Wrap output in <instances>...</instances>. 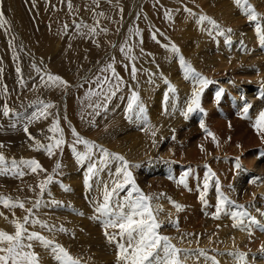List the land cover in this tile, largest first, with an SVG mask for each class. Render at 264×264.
I'll return each mask as SVG.
<instances>
[{
    "label": "rangeland",
    "instance_id": "374dc122",
    "mask_svg": "<svg viewBox=\"0 0 264 264\" xmlns=\"http://www.w3.org/2000/svg\"><path fill=\"white\" fill-rule=\"evenodd\" d=\"M213 1L214 4L210 0H159V2L157 0H71L72 8L70 9L68 0H0V12L5 13V15L3 13V19L6 21L4 26L0 27V69L3 70L0 72V144L5 145V147L0 148V152L8 160L12 158L17 161L21 158L36 159L44 169H47V173L29 174L23 178H14L10 174L0 175V196L6 200L11 198L8 200L9 204L19 200L25 204V208H29L32 207L36 199L43 200L42 205L38 209H34V215L49 225V228H41L37 224L31 226L29 231L41 233L47 239L60 244L81 264H117L118 249L115 243H109L105 237L102 221L95 218L97 214L94 211L92 200L100 197V191L103 187L101 182L111 183L110 180H113L115 173L113 168L119 167L121 162L108 158V167L104 166V168H108L107 171L110 173L107 175L108 180L103 177L101 172L100 149H94L95 154L91 160L78 162L72 151L74 138L71 129L75 128L83 138L94 141L97 145L108 149L110 153L116 152L115 154L123 156L129 162V171H131L137 186L141 190L143 189L144 194L159 197V199H153L156 202L159 201V204L162 199L168 201V206H166L173 212L170 211L171 213L166 215L165 219H161L159 214L157 216L158 221L162 223V227L159 229L162 235L170 238H172V233L180 238L183 236L185 242L186 240L187 242L191 241L190 243L193 242L194 252L202 248L199 246L202 242L199 241L212 239L213 242L220 245L216 248H220L222 251H213V254L210 253L209 255L215 257L219 264L224 262L225 264H233L230 258L232 256L228 255L229 250L227 251L225 246L230 241L234 243L236 239L239 241V236L243 234H245L243 237L245 239L249 232L232 227V219L222 215L212 229L214 230L212 236H206L212 231L207 221L211 222L210 219H213L217 202L214 203L210 199L211 193L208 192L209 194L206 195L207 204L202 203L199 199L202 187L198 184L194 189L195 192L189 191L188 196L194 203L193 206H190L186 203L187 196L184 193L186 188L178 185L176 181L185 172L191 170L187 179L188 186L189 183L193 185L192 180L198 183L208 172V170L202 172L203 167L209 168L207 167L208 158L205 155L190 159L185 158V156L188 155L187 152L192 151V146L195 145L198 148L196 146L198 141L202 140L203 143L210 140V146L213 147L221 143L217 139L214 141L212 136H209L200 125L206 123L207 118L212 116L214 111L223 114L229 124L245 121L254 124L258 114L264 110L263 78L259 80L262 83L252 84L253 86L238 83L241 75H255L249 65L241 66L236 71H232L234 72L233 75H231L230 70L226 71L227 74H219L222 76L218 77L220 79L215 78V72L207 70L208 72L201 75L211 81L201 91L200 105L203 111L199 109L194 111L195 115L188 120L189 122H185L177 128L175 139L171 135H162L168 132L165 128H161L160 132L155 130V126L159 125L158 123H164L163 119L168 111V105L173 101L170 97V82L185 75L180 66L179 57L183 56L184 60L191 64V61L185 56L193 50V44H195L194 41L191 42V36L195 33L201 34V30L208 31L211 27L206 22L200 24L197 21L198 14L215 18L216 12L213 11H217L220 1ZM226 1L227 6L234 3V0ZM250 1V3L253 2L256 11L264 9V5L258 4L257 0ZM192 4L197 6V11L201 12L194 11ZM184 5L192 9L195 15H189L184 10ZM166 11L171 12V19L165 17ZM7 12L9 17H12L13 22L7 17ZM240 12H242L240 16L246 17L243 9ZM223 13L225 12L223 11ZM237 13L236 10L235 15ZM97 22H99L98 25ZM248 22L254 23L249 20ZM78 25L96 27L97 34H82L87 33L88 29L78 28ZM240 26L238 24L236 26L232 24L221 25L222 28L233 30L229 35L250 34L252 32L248 25L241 23ZM261 27L264 28V19H261ZM102 29H107V31H102ZM136 29L140 30L139 35L133 34ZM146 32L156 33L159 43L157 40L153 41L161 47V54H156L154 50L145 48ZM235 40L240 42L243 39L242 36H239ZM211 41L217 42V39L213 38ZM126 42L127 46L132 49L131 55L135 57L134 60L126 59L125 54L120 51L121 46H125ZM173 44L178 47L179 53L171 51ZM164 45L168 47L165 48ZM206 48L204 57L206 56L205 58L211 60L208 51L213 53L212 50L214 49ZM262 48L264 49V45ZM109 63L113 64L115 71L122 79L119 90L116 91L115 96H111L107 101L103 95L100 97L92 96L90 99L86 98L90 89L100 91L95 83L97 78L103 81L104 77L107 76L113 84L116 83L111 70L101 72V69L106 68ZM133 64L137 69L135 79L132 78L131 74ZM34 65L41 70L39 73L33 67ZM169 66L170 69H168ZM17 67L21 69L20 73H17ZM47 73L62 77L70 87L65 90L62 87L44 86ZM251 80L257 81L258 78ZM89 85H95V89L90 88ZM243 85L246 87H242ZM83 87H86L85 91ZM109 87L110 85L105 84L104 91L106 92ZM241 89L244 90L241 91ZM221 90L223 91L219 101H217L216 94ZM133 91L140 96V102L145 109L143 113L139 111L129 113L127 111ZM231 93L232 99L234 98L236 101L239 98V102L237 101L235 106L233 103L229 104L233 110L232 113H229L231 109L225 100ZM38 101L51 102L55 105L49 111L59 119L67 141L62 150H57L51 158L44 150H35L33 141L29 140L23 131V124L35 110ZM5 104L13 110L8 117L2 114ZM97 104L102 106L96 107ZM246 104L251 105L247 118L243 116V108ZM195 116L200 117L201 121L194 118ZM51 123L52 117L47 120L41 119L29 125V132L42 143L47 144L49 141L45 137L51 135L47 131ZM13 124L16 126L12 127ZM153 132H155V140L161 138L156 150L152 144L155 140L151 142V138H149ZM226 132L231 135L230 131L227 130ZM254 134L256 136L254 139L257 140L259 147L254 152H249L248 159L253 158L252 156L261 150L257 157L258 161H255L253 167L244 165L238 173L234 174L233 179L226 187L225 193L228 196L235 197L238 195L235 189L242 179H244L242 191L248 187L245 192L247 194H252L255 191L252 186L264 182V170L262 173L258 172V166H264V139L261 138L264 133L258 134L254 131ZM76 149L81 152L86 151L82 145H76ZM174 160H178L179 163H173ZM58 162L61 163L62 167L57 172H53ZM90 163L97 164L101 170L97 171L96 175L89 181L92 185L89 189L85 185V178L88 175ZM47 175H52L53 181L47 186L45 194L41 198L38 196L39 188L37 185ZM222 175L227 180L229 171H223ZM189 178L191 179L189 180ZM251 181H253L252 184ZM66 187L70 190L65 191ZM181 188L183 190L180 193ZM177 191L180 193L179 196H177ZM125 194L126 192H122L120 195ZM168 197L181 204L182 210L177 211L167 199ZM100 198L102 199V197ZM153 200L151 201L152 207ZM252 200L259 210L256 212L257 215L264 221V216H260V212H264L263 201L260 199L258 203L255 202V199ZM0 213L3 214L0 215V230L10 234L15 231L11 221L22 220L26 215L23 209L19 207L9 209L4 207L2 203H0ZM60 227L66 231H59ZM219 230L221 231L218 233ZM108 231L116 230L108 229ZM259 234L264 238V228H260ZM229 237L231 240L228 241ZM197 238L199 241L196 240ZM249 238L240 243L244 249L247 248L246 241ZM212 240H210L211 243H213ZM31 243L33 247L28 251L36 254L38 264H61L50 247H45L38 241ZM263 245L264 241H261L256 250L248 256L246 255L241 263L264 264ZM183 262L189 261L183 260Z\"/></svg>",
    "mask_w": 264,
    "mask_h": 264
},
{
    "label": "snow or ice",
    "instance_id": "6c2138e0",
    "mask_svg": "<svg viewBox=\"0 0 264 264\" xmlns=\"http://www.w3.org/2000/svg\"><path fill=\"white\" fill-rule=\"evenodd\" d=\"M159 2V0H157ZM234 3L241 9L247 16L250 22H256V32L262 40H264V28L261 27V14L258 13L254 6L250 4L249 0H234ZM68 7L71 9V0H68ZM184 10L189 13V15H195L192 9L185 6ZM103 15V13H100ZM165 17L171 19V12L166 11ZM259 18V19H258ZM198 23L204 24L205 22L211 27L208 29L209 35L215 32L218 36H226L227 33H231L233 30L231 28L223 29L221 25L214 19L207 17L205 15H199ZM6 21L3 19V13L0 12V27H3ZM99 22H97L98 25ZM67 27V26H66ZM78 28H87V33L82 34H97L96 27H90L88 25H78ZM102 31H107V29H102ZM132 30L130 29V32ZM158 31V30H157ZM134 35H139L140 30L136 29L133 33ZM153 40H157L156 33L152 34ZM95 42V41H94ZM157 43L159 41L157 40ZM115 47V45H113ZM168 47L167 45H164ZM120 51L125 54L126 59L134 60L135 57L131 55V47L121 46ZM171 51L173 53H179V49L176 45H171ZM179 62L181 68L185 72V79L191 78L200 85V90H194L192 93V98L186 108L181 114L188 118L189 113L196 110L203 111L200 105L201 91L204 87L211 83L207 78L201 76L200 73L196 72L194 68L188 64L183 56L179 57ZM37 73L41 70L33 66ZM111 70L113 79L116 81L115 84L109 80L107 76L104 77L103 81L97 78L95 83L100 91L89 90L86 98H91L92 96L100 97L104 96L105 101H107L111 96H115L116 91L119 90L120 83L122 79L119 74L115 71L112 63H109L106 68H102L101 72H107ZM3 70L0 69V72ZM17 73L21 72V69L17 67ZM137 69L133 64L131 67L132 78H136ZM47 79L44 80V86L46 87H62L67 90L70 85L62 77L47 73ZM108 84L110 87L107 91H104V85ZM170 92H175L176 89L173 86L169 88ZM6 91V89H5ZM217 92L216 99L219 101L221 93ZM264 98V96H262ZM102 106L97 104L96 107ZM55 105L51 102L38 101L35 106V110L27 118V121L23 124V131L28 136L29 140L33 141L34 149L44 150L46 154L51 158L56 154L57 150H62L63 146L66 145L67 141L64 135V129L60 126L59 119L51 112L50 109L54 108ZM251 105L246 104L243 108V116L246 118ZM7 104L3 106V116L8 117L12 113ZM127 111L129 113L134 111H139L143 113L145 111L143 104L140 102V96L137 92L133 91L130 97V102L127 106ZM17 116L19 114H16ZM52 117L51 126L48 128V133L45 139L49 142L47 144L42 143L39 139L33 136L29 132V125L40 121L41 119L47 120ZM16 125L13 124L12 127ZM201 127L207 132L209 136H212L213 140L216 141V137L211 133L204 124L201 123ZM253 128L256 129L258 134L264 133V111H261L254 124ZM71 134L74 138L72 144V151L78 162H83L85 160H91L92 156L95 154L94 149H100L101 157L100 164L107 166L108 158H113L120 161V166L115 169L114 179L111 183H103L102 190L100 191V197L93 198L92 203L94 206V211L97 214L96 219L102 221L104 228V235L108 239L109 243H115L117 252V264H182L183 259L188 258V251L182 250L176 247L172 243L171 238L162 235L159 231L162 227V223L158 221L157 216L159 212L163 211L162 207L157 206L153 209L151 201L153 199H159V197H152L146 195L137 186L136 181L129 171V162L123 157L115 153H110L108 149L97 145L94 141L87 140L80 136L75 128L71 129ZM155 135V132L152 133ZM264 139V135L261 137ZM173 139L175 137L173 136ZM76 145H82L86 151H78ZM5 147V145L0 144V148ZM239 147V145H238ZM203 150V149H202ZM62 167L61 163H57L53 172H57ZM235 167L239 170L241 164L239 162V157L236 158ZM101 169L98 168L97 164L90 163L88 166V175L85 178V185L89 189L91 184L89 181L93 176L96 175L97 171ZM190 171L185 172L179 180H177L178 185H182L188 188V176ZM40 172L47 173V169L36 159H23L21 158L17 161L15 158L8 160L2 152H0V175H11L14 178H23L25 175L29 174H39ZM215 178V179H213ZM53 181L52 175H47L46 178L40 182L37 187L39 188V197H43L47 186ZM210 181L214 182L215 191L217 193V204L215 206V213L213 214L214 219H220L222 215L229 216L232 221V227L239 228L241 230L249 231L251 235V228L253 225L256 227L264 228V223L256 218V216L251 215L247 210L245 205L236 204L234 200H231L221 189V183L216 174L212 172L211 168H208V172L205 174L202 189L199 194V199L202 203L207 204L206 195L210 187ZM231 187V185H229ZM31 188V186H30ZM69 188H65V191H69ZM122 192H126L125 195L121 196ZM164 195V194H161ZM0 196V203L6 208H16L19 207L26 212V215L22 220H12L14 225V233H8L7 231L0 230V264H38L37 256L34 252L28 251L33 247L32 241H38L45 247H50L52 251L56 254V259L61 262V264H81V262L73 258L70 253L60 244L54 243L52 240L47 239L41 233L36 231H29L31 226L39 224L41 228H49V225L37 219L34 215V209H38L42 203V199H36L32 204V207L25 208V204L17 200V202L9 204L8 200ZM170 203L176 208L177 211H181L183 206L175 201H172L170 197L167 198ZM259 211V210H257ZM0 215H3L0 213ZM261 216H264V212H260ZM7 219V217H5ZM174 223V222H173ZM108 229H114L116 231L109 232ZM51 230V229H49ZM59 231H66L63 227L58 229ZM264 250V246H262ZM199 256L209 259L211 264H219V261L215 257H208L207 253L203 249L196 250ZM228 255L237 258L238 261H242L246 253L243 252H229Z\"/></svg>",
    "mask_w": 264,
    "mask_h": 264
},
{
    "label": "bare ground",
    "instance_id": "6f19581e",
    "mask_svg": "<svg viewBox=\"0 0 264 264\" xmlns=\"http://www.w3.org/2000/svg\"><path fill=\"white\" fill-rule=\"evenodd\" d=\"M219 1H220V3H219V6H217L218 7L216 9L217 11H213V12H216L215 18H213L214 20H216L218 23H220L221 25H224V26H226L227 24H232L234 26H236L238 24L240 26V24L243 23V24L248 25L249 30L252 32L249 31L250 34H239V33H237V34H233V35H229V33H227L226 34L227 36H218L215 34V32H213L212 35H209V31L201 30V34L195 33L194 35L191 36V42L194 41L195 44H193V50L192 51H190L188 53L186 52L187 53V54H185L186 59H189L191 61L190 65L192 68H194L196 70V72L200 73L201 75L203 73L208 72V71L209 72H215V74H216L215 78L216 79L218 77H222L219 74H222V75L227 74L226 71L230 70L231 75H233L234 72H232V71H236L241 66L246 67L249 65V67L251 68V71L254 72L255 75L254 76H250V75L247 76V75H241L239 73L241 75V77H239L237 82L238 83H244L245 85L246 84H251V85L253 84L254 85L255 83H262L259 81L261 78H263L262 81L264 82V51H263L264 49L262 48V46L264 45V42L256 32V27H255L256 22L249 23L247 16L246 17L240 16V15H242V12H240L241 8H239L235 3H233V5L231 4L230 6H227L225 4V2H227L226 0L225 1L219 0ZM210 2L213 4L215 3L213 0H210ZM257 2H258V4L264 5V0H257ZM250 4L253 5V2ZM205 7L207 8V5ZM192 8L194 9V11L195 10L197 11V9H196L197 6L193 5ZM236 10L238 11V13L235 15ZM223 11L225 13H223ZM197 12H201V11H197ZM257 12L260 13L262 17H264V9H259V10H257ZM7 14H8V12H7ZM4 15H5V13H4ZM198 15H201V14H198ZM7 17H9V14L7 15ZM9 18L12 21V17H9ZM223 29H226V28L224 27ZM234 33H236V32H234ZM240 33H242V32H240ZM151 34L152 33H148V32H146V34H145V38H144L145 48H148V50H154V52L156 54H158V53L161 54L160 53L161 47L153 41ZM198 35H200V36H198ZM239 36H242V39H243L240 42L235 40ZM213 38H216L217 42L211 41V39H213ZM214 42H216V43L214 44ZM206 47L209 48L210 50L214 49V50H212V51H214L213 53H209V51H208V54H210L209 57L211 58V60H208L207 58H205L206 56L204 57V54L206 52L205 51ZM202 57H204V58H202ZM244 67H242V68H244ZM163 69H165V68H163ZM168 69H170V66ZM171 69L175 70L174 68H171ZM247 70H249V68H247ZM243 71H245V70L243 69ZM237 72H239V71H237ZM245 72H247V71H245ZM245 72H243V73H245ZM237 76H239V75H237ZM256 78H258L257 81L251 80V79H256ZM207 79L210 80L209 78H207ZM218 79H220V78H218ZM233 80H236V79H233ZM245 85H243L242 87H244ZM89 86H90V88L92 87L93 89H95V85H89ZM169 86L175 87L176 91L170 92V94H171L170 97L173 99V101H172V103H170L168 105L169 106L168 111H167V113L163 119L164 123L163 124L158 123L159 125H157V127L155 126V124L154 125L152 124V125L155 126V130L158 132H160L159 130L161 128H165L168 130L167 133L162 134V135H166V136L171 135L172 137L174 136L176 138L177 136H175V134L177 133V131H176L177 128L181 127L183 124H185V122H189L188 120L195 115L194 112H191V113H189L188 118L185 119V117L181 113L183 111H186V108L189 104V101L192 98L193 91L194 90H200V85L197 84V82L192 80L191 78L185 79V75H183V76H181V78H177V79L173 80L172 82H170ZM83 90L85 91L86 87H83ZM242 90H244V89H241V91ZM84 91H82V92H84ZM232 93L228 97H226V95H225V97H226L225 101L228 103L229 108H230V106H229L230 103H233L235 106V104L239 100L238 97H237L238 99H236V101L234 98H233L234 99L233 100L232 96H231ZM241 108L242 107L240 106V109ZM214 109H215V107L213 108V110ZM232 111L233 110L231 109V112H229V113H232ZM194 118L200 119V121H201V118L198 116H195ZM253 118H256V117H253ZM143 121L146 122L145 120H143ZM203 122H204V120H203ZM204 124H205V128L209 129V131L211 133H213L215 135L216 139L220 140L221 143L219 145L213 147V146H210V140H207L203 143L201 142L202 140L198 141V144L196 145L198 148H196L195 145L192 146V149H191L192 151L187 152L188 155L186 154L185 158H187V159L197 158L198 156L205 155L208 158V166L207 167H210L212 172H214L216 174V178H218L220 180L221 189L225 193L227 184L233 179L234 174L238 173L244 165H246L248 167H253L254 166L253 164L257 160V157H258L261 150L257 151L258 153L256 152V155H254V154H253L254 156L251 155L253 158L248 159L249 152L250 151L254 152V150H256V148L259 147L257 145V140L254 139V137H256L254 134V131H256V129L253 128L252 123H249L247 121L242 122V123L234 122L233 124H229L226 122L225 116L218 111H214L212 116L208 117L206 123H204ZM188 125H189V123H188ZM227 130L230 131L231 135L227 134V132H226ZM164 132H166V131H164ZM162 135H160V137H162ZM149 138H151V142H152V140H155V135L149 136ZM157 138H158V135H157ZM160 141H161V138H158L157 140H155L152 143L155 150H156L157 144ZM238 145H239V147H238ZM141 146H142V143H141ZM175 151H177V149H175ZM237 157H239V162L241 164V168L239 170L235 167ZM203 158H205V157H203ZM173 163H179V162H178V160H174ZM193 165H195V164H193ZM107 167L104 168V165H102V170H101L102 175L106 180H108L107 175L110 174L107 171V169H108ZM116 168L117 167L113 168L114 172H115ZM199 170H200V168H199ZM202 170H203L202 172H205V170H208V168L203 167ZM227 170L229 171V176H228V179L225 180V177L222 175V172L223 171L226 172ZM263 170H264L263 165L258 166V172L259 173H262ZM179 171H180V168H179ZM190 179L191 178H189V180ZM213 179H215V178H213ZM203 180H204V178L202 180H200L198 183H195L192 180L193 185H191V183H189L188 188H186V190H184L185 196H187V199H186L187 202L186 203H188L190 206H193L194 203L191 201L190 196H188L190 194L189 191L195 192L196 190H194V189L198 186V184H200V186L202 187ZM243 180L244 179H242V181ZM242 181L238 183V186L235 189L236 192L238 193V195H235V197L234 196H228V195L227 196L231 200H234L236 202V204L245 205V207L251 213V215L256 216V218L258 220H260L262 223H264V221L256 213L257 212V206H255L254 202H252L253 201L252 199H255V202L259 203V200L261 199L263 201L262 204H264V182L263 183L261 182V184H257V186H254V187L252 186V189L255 191L252 194L251 193L247 194L245 192L247 191L246 189L248 187H246L244 189V191H242L244 188L242 185ZM110 182H111V180H110ZM252 182L253 181H251V184H252ZM173 187H175V186H173ZM191 189H193L194 191ZM182 190L183 189L181 188V191H179V192L181 193ZM147 192H149V191H147ZM179 192H178L177 196H179V194H180ZM208 192L211 193L210 199L214 203H216L217 202V193L215 191V186H214L213 181H210V187H209ZM233 192H234V190H233ZM233 192H231V194H233ZM227 193H230V192L227 191ZM250 195H251V197H250ZM259 196H260V198H258ZM180 200H181V198H180ZM249 200H250V202H248ZM158 202H156V201L153 202L154 203L153 209H156L157 206L162 207L163 211L159 212V215H160L161 219H165L166 215L170 214L173 211L169 210L170 208L168 209V207H167L168 201L166 202L165 199H162L160 204ZM210 204H211V202H210ZM262 210H263V208H262ZM218 220L219 219L213 218V219H210L211 222L207 221L208 225L211 226L210 230H212L216 226ZM186 222H187V220H186ZM203 226H204V224H203ZM179 227H180V225H179ZM231 229H233V228H231ZM259 230H260V227H256L255 225L252 226L251 235H248V237H250V238L246 241L247 242L246 244H248L246 249H244L243 245L240 244L242 241L245 242V240L248 238V237H246L245 239H243L245 234H243L242 236H239L240 240L237 241V239H236L235 243L233 241H230L229 243L227 242L228 244H227V246H225L226 247L225 249L227 251L229 250V252H236V251L243 252V253H246V255L248 256L250 253H252V251L254 252L256 250V247L260 244L261 241H264V238H262V236L260 234H259L260 236L258 235ZM213 231L214 230H212L211 232L206 234V236L207 235L212 236ZM220 231L221 230H219L218 233ZM232 231H234V230H232ZM245 231L247 232V230H245ZM253 231H255V232H253ZM200 232H199V234H200ZM218 233H217V235H218ZM171 235H172L171 241L173 244L176 245V247H178L182 250L188 251V258L187 259H183L184 254L183 253L181 254L182 264H211L209 259H205V257L199 256L198 254H195L196 252H194L193 242L190 243L191 241L187 242V240L185 242V240L183 239V236H181V238H180L175 233H172ZM238 235H240V234H238ZM246 236H247V233H246ZM229 238L230 239L227 238L228 241L231 240V237H229ZM196 240L199 241L198 238ZM210 240H212V239H210ZM210 240L208 238L207 240L199 241V242H202L201 244H199L200 248L202 247L201 249L206 251V253L208 250V253H207L208 257H211L209 254L210 253L213 254L212 253L213 251H216V252L218 250L222 251L220 248H216L217 246H220V245L213 242V240H212L213 243H211ZM193 241H195V240H193ZM214 241H215V238H214ZM222 246H223V244H222ZM230 258L232 259L231 262L233 264H242L241 261L237 260V258H234L233 256ZM183 260H188L189 262H183ZM249 260H251V258H249ZM223 264H225V262Z\"/></svg>",
    "mask_w": 264,
    "mask_h": 264
}]
</instances>
